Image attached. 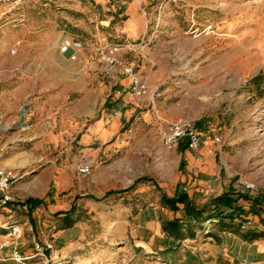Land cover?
Masks as SVG:
<instances>
[{
  "label": "rangeland",
  "instance_id": "rangeland-1",
  "mask_svg": "<svg viewBox=\"0 0 264 264\" xmlns=\"http://www.w3.org/2000/svg\"><path fill=\"white\" fill-rule=\"evenodd\" d=\"M129 2L7 13L0 0V91L26 95L10 110L0 101V160L18 164L4 166L16 180L0 202V264H264V0H135L137 37L116 28ZM63 35L83 43L77 59L60 53ZM114 42L131 46L111 69L102 50ZM124 67L144 94L123 91ZM179 119L195 124L197 148L164 147L161 128ZM182 193L200 218L161 203ZM223 194L242 209L225 208L226 226ZM174 217L183 239L162 230Z\"/></svg>",
  "mask_w": 264,
  "mask_h": 264
},
{
  "label": "built area",
  "instance_id": "built-area-1",
  "mask_svg": "<svg viewBox=\"0 0 264 264\" xmlns=\"http://www.w3.org/2000/svg\"><path fill=\"white\" fill-rule=\"evenodd\" d=\"M8 6L7 13H13L17 7L30 0H2ZM124 33V32H123ZM130 43L114 42L106 45L102 50V60L104 63L112 69L115 64L117 54L124 48L130 47ZM60 53L68 57L69 59H77L78 53L83 49V43L80 39L63 35L60 42L58 43ZM123 73L130 78V83L127 87H123L124 92H130L136 97L142 95L146 91V86L141 83L136 74L130 67H124ZM160 136L164 147L168 150L175 149L179 144L183 143L187 148L194 149L199 146L200 137L199 133L195 128L193 121L189 119H179L167 123L160 130ZM80 172H87L88 167L82 166L79 168ZM16 180V173L5 168H0V202L5 204L11 201V186ZM251 185H247L250 187ZM9 235L13 237H20L21 230L18 226H12Z\"/></svg>",
  "mask_w": 264,
  "mask_h": 264
},
{
  "label": "trees",
  "instance_id": "trees-1",
  "mask_svg": "<svg viewBox=\"0 0 264 264\" xmlns=\"http://www.w3.org/2000/svg\"><path fill=\"white\" fill-rule=\"evenodd\" d=\"M27 204H30V207L33 208L36 205H38L39 203H41L40 199L37 198H29L27 199ZM213 202L216 203V206L219 208L217 212L218 216H219V223L221 226H226L225 224V219L226 218H232V214H227L224 215L223 212L225 210V208H231L233 211H239L242 212L241 208H235L234 207V199L228 195V194H223L220 196H217ZM161 203L164 206L173 208L174 210L178 209V204H183L184 205V210H185V214L193 219H198L202 216L203 214V210L193 206L189 200L186 194L182 193V194H177L173 197H168L165 194L161 195ZM216 207V209H217ZM162 230L164 231V233L169 236L172 237L175 240H179V239H183L184 238V233H183V223L181 221V219L174 217L172 219L169 220H163L162 221ZM188 234H193V230L188 227L187 229ZM243 238L248 239V240H252L254 238H256L257 236H259V234H256L254 231H248L247 233H242L241 235Z\"/></svg>",
  "mask_w": 264,
  "mask_h": 264
},
{
  "label": "crops",
  "instance_id": "crops-1",
  "mask_svg": "<svg viewBox=\"0 0 264 264\" xmlns=\"http://www.w3.org/2000/svg\"><path fill=\"white\" fill-rule=\"evenodd\" d=\"M123 14L129 15V18H127V20L124 21L123 25H118L116 27L117 30H120L124 33H127L133 37H137V28L140 27V24L137 23V20L140 19V15L137 13V4L135 3V0H131V2H129L127 6H124ZM53 74L55 77L58 78L57 82H54V86L56 89V86H57V88L61 86V74L59 72H56V71H54ZM135 74L137 76V73H135ZM125 80H124V83L127 82L128 84L126 83V85H122V86L126 87L130 83V78L126 77ZM72 86H73V84L70 85V87H72ZM25 96H26L25 92L13 91L11 89V87L10 88L5 87L3 90L0 91V101L4 102V104L1 106V108L10 110L13 107L14 102L21 101L23 99V97H25ZM84 101H85L84 102L85 104L84 103L83 104L85 105L84 107L86 109L89 105V101L86 100V98L84 99ZM7 165L14 167V166H17L18 164L11 163L10 161H7V160H0V168H5L4 166H7Z\"/></svg>",
  "mask_w": 264,
  "mask_h": 264
}]
</instances>
